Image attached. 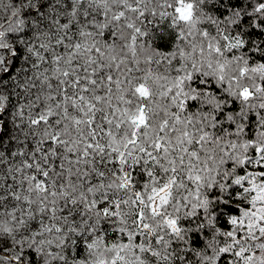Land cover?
<instances>
[{
	"label": "snow or ice",
	"instance_id": "obj_1",
	"mask_svg": "<svg viewBox=\"0 0 264 264\" xmlns=\"http://www.w3.org/2000/svg\"><path fill=\"white\" fill-rule=\"evenodd\" d=\"M228 3L0 0V264H172L145 210L179 238L191 221L166 209L203 222L225 186L193 244L204 264H264V0ZM225 129L226 177L210 166ZM137 175L147 202L135 192L134 231L109 244L99 218L121 217L115 182Z\"/></svg>",
	"mask_w": 264,
	"mask_h": 264
},
{
	"label": "clouds",
	"instance_id": "obj_2",
	"mask_svg": "<svg viewBox=\"0 0 264 264\" xmlns=\"http://www.w3.org/2000/svg\"><path fill=\"white\" fill-rule=\"evenodd\" d=\"M249 0H245V7H247ZM253 5L256 4V0H251ZM6 3H11V0H6ZM209 3H214L218 8L221 10L228 8L229 12L231 13L234 11L228 3V0H224L223 4L220 3V0H209ZM250 13H254L255 8L248 9ZM11 13V9L8 7H5L3 11H0V21H3L6 17H8ZM215 15V13H213ZM264 15V13H262ZM15 79V77H14ZM7 93H5V96ZM228 107H231L230 102L227 104ZM16 113L13 111L12 118L9 116H5V120H10V124L14 123V117ZM227 120L222 121V123H227ZM2 130V128H0ZM227 129L220 135V140L215 146V153L216 157L214 160L210 161V166L212 167L213 171L215 170L216 166H219L220 172L226 177L227 175H234V173L231 172V170H225V165L221 164V160H229L230 157L223 155V148L222 145L228 141L227 136ZM245 137L241 136L239 139L241 141L244 140ZM258 141H264V137H258ZM8 141L5 140V147H7ZM237 152L243 154V149L237 147ZM131 163V162H130ZM240 160L239 158L236 159V164L239 166ZM147 165H145V168ZM129 176L131 177V173H129ZM148 184V188L145 189L143 187L144 183ZM135 183L140 185L138 188H126V189H120L118 182H115V187L113 191L115 192L116 196L121 200V208L120 213L121 217L113 218L111 215L107 218L100 217V220H107L109 222V228L107 230V236H112L113 232H116V241H109V244L113 242H119L120 241V232L119 229L125 228L128 230L134 231V224H135V213H136V204L134 203L135 199V192L139 191L142 193L143 198L147 202V196L150 194V189L152 187V184L147 180L140 181L139 175L135 178ZM102 191V190H101ZM212 189L211 187H208L207 185L202 186L200 189V197L201 200L204 199L205 196L209 195L211 193ZM220 197L212 196L210 203L208 205V208L205 212V218L203 222L199 220L198 212L195 208H191L190 211L193 212L195 215L189 216L185 210L184 206L182 204H175L174 206H169L166 211L171 212L173 216H179L181 221H191L190 223H181V227L183 228V232L180 234V237L176 236H168L167 229L163 226L162 220L163 217H153L151 213L146 209L145 215L148 219V221L157 228L158 232L163 234L165 236V239L168 240L169 238L175 243L178 244V247L172 248L171 246L165 247L164 244L159 245V250L161 253V256L167 254L169 258L172 261V264H176V261L179 260V264H204V260L206 256L208 255L207 250L205 248H198L195 247L194 242V233L199 234V239L203 240L205 244H208L209 240L208 237L204 235V227L207 226V221L211 219L212 217V206L216 203L217 200H220L222 203L223 197L225 195H229L228 187L225 186L224 188L220 189ZM184 195V190L179 189L177 192L173 195V200L178 201L180 198ZM235 199V197H233ZM127 200V204H124L123 201ZM191 204H199L200 201L191 199ZM179 208V212L175 211V208ZM97 227L99 228L100 225L98 224ZM104 233H101V236H104ZM188 252H191L192 255L188 256ZM73 255H75V250L73 249ZM103 257L111 258V253L105 251L104 247L101 246L97 252L94 253L93 259H101ZM39 259V256L37 257ZM129 259H131V256L129 255ZM157 264H159V261H157Z\"/></svg>",
	"mask_w": 264,
	"mask_h": 264
}]
</instances>
